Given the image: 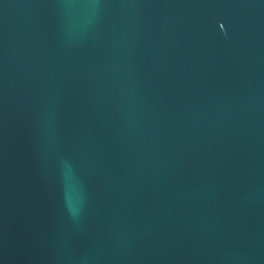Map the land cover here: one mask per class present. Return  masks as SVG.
<instances>
[{
    "label": "water",
    "instance_id": "water-1",
    "mask_svg": "<svg viewBox=\"0 0 264 264\" xmlns=\"http://www.w3.org/2000/svg\"><path fill=\"white\" fill-rule=\"evenodd\" d=\"M0 264H264V0H0Z\"/></svg>",
    "mask_w": 264,
    "mask_h": 264
}]
</instances>
